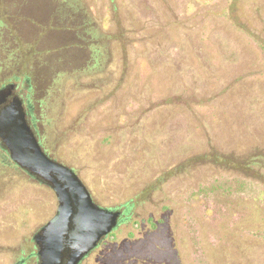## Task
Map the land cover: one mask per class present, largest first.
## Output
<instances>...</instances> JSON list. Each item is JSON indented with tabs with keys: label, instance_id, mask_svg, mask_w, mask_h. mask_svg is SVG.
I'll use <instances>...</instances> for the list:
<instances>
[{
	"label": "trees",
	"instance_id": "obj_1",
	"mask_svg": "<svg viewBox=\"0 0 264 264\" xmlns=\"http://www.w3.org/2000/svg\"><path fill=\"white\" fill-rule=\"evenodd\" d=\"M6 3L7 14L12 17L11 26H25L29 32L33 30V23L44 28V32H40L36 39L40 48L38 53L42 54L40 57L51 53L47 58L54 60V63L67 62L71 66H78L84 59L85 53L76 42L79 37L86 43L90 41L78 33L81 27L90 28L94 25L90 1L7 0ZM97 4V9L102 12L101 26L104 28L102 34L98 35L99 41L104 44L112 42L126 60L130 57L144 58L148 64V80L149 76L155 74L165 76L169 93H199L205 90L204 82L199 87L196 84L199 68L207 73L212 69L209 46L220 47L225 62L227 60L232 65L241 63L240 52L235 46V49L229 46L236 40L222 29H217V25L232 29L240 41L264 53V37L245 14L241 0H226L220 8L219 5L199 7L195 0H99ZM256 8L264 10V0H260ZM103 16L108 18L106 27ZM47 30H50L51 36H47ZM11 33L19 39L15 30ZM18 42L21 44V40ZM252 74L255 72L249 67L247 71H240L237 77H245L248 82L255 81ZM209 76L215 75L210 73ZM220 80L217 73L214 87ZM150 90L152 93L153 89ZM178 102L183 103L182 100L176 101L179 107L177 113L182 114L183 123H188V110L194 109L199 102ZM244 110L248 119L259 117L256 107L253 110L245 105ZM245 126L248 134L260 136L249 121ZM204 130L207 131L199 126L192 130V134L195 132L193 135L199 138ZM211 139V135L207 136L206 142L195 148L192 143L185 141L179 157L171 152V158L164 161L152 156L143 159L139 166L146 171L124 175L130 188L137 189L136 192L117 204H98L122 208L120 223L131 219L134 213L132 207L137 204L147 202L159 206L155 209L159 215L156 221H153L152 214L148 217V222L154 228L164 223L171 214L174 219L186 218L210 224H226L228 215L231 220L230 235L233 237L227 244L231 252L222 259V264H264V144L252 143L243 148L226 147L213 145ZM144 140L146 142L141 147L157 154L156 150L162 141L155 144L154 138L150 136ZM134 145L142 152L139 144ZM190 197L197 202L206 200L209 204L198 211L189 209V206L184 209V202L189 201ZM134 223L137 224L138 220L134 219ZM114 234L115 231L110 232V235ZM221 234L220 229L206 231L204 227L202 230L200 228V236L217 241L212 245L225 242L226 247V241L223 240L226 235ZM241 234L245 240L238 245L234 237ZM248 236L253 240L249 241Z\"/></svg>",
	"mask_w": 264,
	"mask_h": 264
},
{
	"label": "rangeland",
	"instance_id": "obj_2",
	"mask_svg": "<svg viewBox=\"0 0 264 264\" xmlns=\"http://www.w3.org/2000/svg\"><path fill=\"white\" fill-rule=\"evenodd\" d=\"M195 1L199 7L204 5V8L212 5L214 7L219 5L220 8L226 2V0ZM241 1L245 14H248L249 19L264 37V10H257L256 8L257 5H260V0ZM106 16L105 18L103 16L105 27L108 19ZM245 19L246 17L243 18V21ZM217 26V29H222L225 34L228 33L236 40V43H230L229 46L232 49L235 46L236 50L240 52L241 63L232 65L227 60L225 62L222 60L224 53L220 47L218 49L216 46H209L211 52L209 54L211 59H209L212 62L210 73L215 76L210 78V73L203 69L200 70L201 68H199V76L197 75L199 81L204 82L205 90L199 93H157L163 87L161 79L155 74L149 76L150 88L153 91L146 108L142 104L143 98L131 97L129 99L128 97L120 103V113L116 117L117 125H125L132 120L135 122L136 119L142 122L141 116L143 117L144 111L149 112L152 123L155 121L154 119L158 118V124L154 129L148 131L142 129L139 136H133L128 140L131 144L137 139L141 140V144L145 143L144 132L146 131V133L149 132L150 137L154 138L153 143L157 144V142L162 141L159 149L156 150L157 154L151 152L149 157H156L155 159L164 161L171 158V152L179 157L185 141L192 143L193 148H195L197 145L205 143L209 135L212 137L213 145L221 144L226 145V147L243 148L252 143L264 144V53L252 45H247L245 41H240L232 29L228 28L227 30L224 26ZM143 59L135 58L132 70V78L139 85L148 80V75H146L148 64ZM249 67L251 71L255 72L252 74L256 78L255 81L250 80L248 82L245 77L243 79L237 77L240 71H247ZM217 73L221 80L214 87L211 83L209 84V81H214ZM234 73L236 74L233 76ZM246 90H249L250 93H240ZM177 100L183 102H178V104H184V101L190 104H193L194 101L199 102L195 104L194 109L188 110L190 119H188V123H183L182 114L177 113L179 108L176 105ZM226 100L231 106H227L225 109ZM243 101H245L246 107L253 110L255 107L257 108L258 118L248 119V116L245 117L246 110H244ZM109 104L111 101L102 104V107ZM94 110H97V106ZM161 111L163 113H159ZM248 121L253 124V128L257 130L260 136L254 137L248 134L245 126ZM88 124L85 122L83 125L85 132L89 131ZM199 126L208 132L204 130L197 138L193 135L195 132L192 134V130L198 129ZM113 137V135L105 134L98 137L94 149L99 158L78 165L83 179L87 182L96 200L105 205L120 203L136 192L137 189L130 188L129 183L124 179V175L146 171L139 166V163L148 158L145 150H149V148H142L139 144L143 153L130 148L115 153L112 151L115 143ZM84 160L86 159L84 158ZM23 192L21 195L27 194L26 191ZM190 198L189 201L184 202V209L189 206V209L193 208L198 211L209 204L206 200L197 202L193 197ZM30 207L29 199L19 198L14 204L8 206V217L17 224L16 227L19 226L28 230L40 222L42 215H36ZM157 208L159 206L149 205L147 202L133 206L132 211L134 213L131 219L121 222L115 230L113 229L111 231H115L113 236L110 233L107 234L98 244L99 246L97 245L94 251L86 257L83 264H222V259L231 252L227 248L228 241L233 237L230 235L232 230H230L231 220L228 219V215H226V224L217 222L210 224L186 218L174 219L172 214H168L170 215L168 219L154 228L148 222V217L152 214L154 216L153 221H156L159 217L155 212ZM134 219L138 220L137 224L134 223ZM203 227L206 231L222 230L221 235H226V239H223L226 241V247L225 242H220L221 245H212L217 243L215 239H205L206 237L200 236V228L202 230ZM244 238L243 234L234 237L238 245L244 242ZM247 238L249 241L253 240L250 236ZM23 247L27 250L32 248L29 242Z\"/></svg>",
	"mask_w": 264,
	"mask_h": 264
},
{
	"label": "flooded vegetation",
	"instance_id": "obj_3",
	"mask_svg": "<svg viewBox=\"0 0 264 264\" xmlns=\"http://www.w3.org/2000/svg\"><path fill=\"white\" fill-rule=\"evenodd\" d=\"M6 1H0V110L19 99L30 130L42 150L50 158L71 167L98 204L78 165L99 158L94 146L96 139L104 134L114 136L112 151L115 153L129 148L137 150L134 144H141V140L137 139L131 144L129 138L139 136L142 129H154L158 118L152 123L149 112L144 111L142 122L136 119L135 122L132 120L125 125H117L116 117L125 98H143L144 108L148 106L151 94L149 80L145 81L146 84H137L132 78L134 59L123 58L112 42L104 44L99 41L98 35L104 30L101 26L102 12L97 9L99 0H88L93 6L91 18L94 25L78 30L79 35L90 39L86 43L79 37L76 42L85 53L78 66H71L67 62L54 63V60L47 58L51 53L40 57L42 54L38 53L40 48L36 39L44 28L33 23L30 34L31 31L25 26H11L12 17L7 14ZM13 30L19 39L11 33ZM47 36H51L50 30H47ZM20 40L21 44L18 42ZM158 76L163 89L157 93H169L165 76ZM201 83L198 80L196 86L199 87ZM210 83L215 85L214 81ZM240 93L250 92L246 90ZM108 100L111 104L102 107ZM227 106L231 105L226 100L224 108ZM85 122L89 123L88 133L83 126ZM146 131L145 136H150ZM145 153L146 157L151 155L148 149ZM23 191H26V197L21 195ZM18 198L29 199L34 213L42 215L40 222L28 230L16 227L17 224L8 217V206ZM56 208L57 198L53 189L15 164L0 140V264H37L33 236L53 216ZM112 208L120 211L118 226L123 210ZM27 242L32 246L29 250L23 247ZM94 249L79 264H83Z\"/></svg>",
	"mask_w": 264,
	"mask_h": 264
},
{
	"label": "water",
	"instance_id": "obj_4",
	"mask_svg": "<svg viewBox=\"0 0 264 264\" xmlns=\"http://www.w3.org/2000/svg\"><path fill=\"white\" fill-rule=\"evenodd\" d=\"M0 140L12 161L57 198L55 213L33 236L37 264H79L116 228L120 211L94 202L78 174L42 150L19 99L0 110Z\"/></svg>",
	"mask_w": 264,
	"mask_h": 264
}]
</instances>
